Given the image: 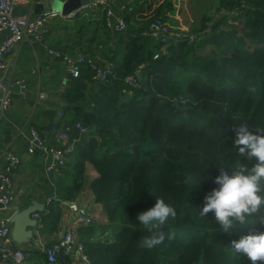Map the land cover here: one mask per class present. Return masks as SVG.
Segmentation results:
<instances>
[{
    "label": "trees",
    "instance_id": "1",
    "mask_svg": "<svg viewBox=\"0 0 264 264\" xmlns=\"http://www.w3.org/2000/svg\"><path fill=\"white\" fill-rule=\"evenodd\" d=\"M130 4L124 11L127 28L115 33V47L107 57L113 69L108 81L95 79L82 63L78 76L69 72L55 126L31 124L47 146L57 148L56 134L69 128L66 146L71 144L54 176L56 192L46 199L48 211H38L40 226L33 238L44 236L45 246L60 243L64 233L56 236L63 209L74 202L89 215L75 230L83 249L78 259L59 252L56 262H50L29 242L19 264L40 258L46 264H250L231 242L249 231H264V225L249 217L252 225L225 233L211 213L200 212L205 194L217 187L213 178L218 167L248 163L232 146L231 129L242 124L264 127V0H219L218 14L209 22L202 20L193 40L188 34L166 45L141 32L165 18L172 3L159 2L152 14H146L151 0ZM104 21L105 14L103 24L109 28ZM137 70L139 86L129 87L124 78ZM76 122L85 130L76 128ZM59 127L55 141L50 140L47 132ZM6 166H11L9 160L0 170ZM16 166H11V188ZM85 188L103 205L104 216L91 219L93 201ZM157 198L176 209V217L160 229L175 232L176 238L149 250L141 241L151 232L136 216ZM98 230L99 235L112 234L102 239Z\"/></svg>",
    "mask_w": 264,
    "mask_h": 264
},
{
    "label": "crops",
    "instance_id": "2",
    "mask_svg": "<svg viewBox=\"0 0 264 264\" xmlns=\"http://www.w3.org/2000/svg\"><path fill=\"white\" fill-rule=\"evenodd\" d=\"M45 0H16L14 11L16 14L32 15L36 3ZM136 0H114L111 2L112 9L118 13L120 5L131 6ZM103 8L94 7L88 12L89 17L79 21L68 19L49 18L44 24L48 30L46 44L54 50L64 51L70 54L88 53L102 67L108 66L111 62L107 57L110 50L115 47L117 34L106 23L103 24ZM7 33L0 30V42ZM95 36V37H94ZM100 39V42H96ZM7 65L14 70L15 76L24 80L26 86L24 96L21 94L19 86L12 87V106L0 116V168L7 160L6 151L15 150L20 157V163L13 170V184L11 189V204L4 207L0 204V218H5L10 214L24 209L32 201H38L45 205L46 199L52 197L54 182L56 177L45 172L46 166L50 163V158L39 153L29 154L26 146L29 139V126L47 125L55 126L57 119H60V107L64 105L61 99V85L68 71L65 64L52 58L47 50L40 44L23 42L11 54L6 57ZM112 65V64H111ZM46 94L45 99H40L39 94ZM46 112V115H45ZM54 112V118L49 116ZM48 116V118H47ZM46 118V120H45ZM53 130V129H52ZM61 127L47 132L50 140H54L55 134ZM58 134V133H57ZM56 134V135H57ZM8 138V140H6ZM48 141V140H47ZM55 141V140H54ZM56 145L65 147L66 140ZM49 142V141H48ZM84 194L93 201L88 188ZM91 212L96 209L98 212L100 205L89 204ZM96 212L91 214V219H95ZM63 218L60 221V229L57 239H60L66 226L72 221L67 206L63 209ZM99 215V214H98ZM47 242L44 236L38 238ZM23 246H26L24 244ZM85 257V256H84ZM86 260H80L78 264H84ZM75 263V262H74ZM29 264H46L42 258L32 261Z\"/></svg>",
    "mask_w": 264,
    "mask_h": 264
},
{
    "label": "built area",
    "instance_id": "3",
    "mask_svg": "<svg viewBox=\"0 0 264 264\" xmlns=\"http://www.w3.org/2000/svg\"><path fill=\"white\" fill-rule=\"evenodd\" d=\"M114 0H86L81 5L70 11L67 14H62L60 11H51L41 15H26L16 14L14 6L16 0H0V30L7 31L6 37L0 42V116L9 110L12 106V87L19 86L21 94L24 96L26 86L24 80L15 76L14 70L5 63V58L18 48L23 42L43 44L48 33L45 27V20L49 18H62L68 20H76L81 16H87L88 12L94 7H102L106 17L107 24L113 29L115 33H121L127 28V21L124 15L125 10H130L126 5H120L118 13L112 9L111 2ZM161 19L152 21L146 28L142 30V34L160 41L162 44L173 41L177 42L184 40L186 35L178 34L172 35L171 31L162 25ZM190 40H193V35H188ZM49 55L57 61L65 64L69 72L73 76H78L80 72V65L87 63L90 69L94 72V78L106 82L108 76L112 74V65L102 67L94 58H91L82 53L70 54L60 50H54L48 46H44ZM157 57V54L154 56ZM139 70L135 75H129L124 78V82L129 86L136 88L139 86ZM46 94H39V98H45ZM80 131L85 128L79 122L74 124ZM66 128L57 134L58 141H69V133ZM71 147L69 144L66 147H49L47 146L39 132L34 125L29 126V139L26 151L29 154L43 153L50 158V163L46 166L45 172L55 176L58 172V166L64 164L68 151ZM6 156L11 166H16L19 163V157L14 151L7 150ZM11 166H6L0 170V204L4 207H9L11 204ZM50 199H48L49 201ZM68 212L72 216V221L66 226L63 238L60 243L51 246H45L38 238L32 242L40 251L48 256L50 262H56V255L59 252L70 254L78 259L83 249V244L75 241V230L79 224L89 221V215L83 213L80 206L74 202H68ZM10 214L5 218H0V264H19L26 256L24 248L18 246L11 237V223ZM31 217L38 220L36 228L40 226V214L34 212ZM35 228V230H36Z\"/></svg>",
    "mask_w": 264,
    "mask_h": 264
},
{
    "label": "clouds",
    "instance_id": "4",
    "mask_svg": "<svg viewBox=\"0 0 264 264\" xmlns=\"http://www.w3.org/2000/svg\"><path fill=\"white\" fill-rule=\"evenodd\" d=\"M232 146L237 155L248 163L240 162L231 168L218 167L219 175L213 178L217 187L206 193L200 215L211 213L222 232L252 225L249 217L264 225V127L242 124L231 129ZM38 212V211H37ZM176 209L163 198L154 205L137 213V221L151 232L141 241L142 247L153 249L165 241H173L176 233L161 231L169 218H175ZM231 247L250 261L264 264V231L242 235L233 240Z\"/></svg>",
    "mask_w": 264,
    "mask_h": 264
},
{
    "label": "rangeland",
    "instance_id": "5",
    "mask_svg": "<svg viewBox=\"0 0 264 264\" xmlns=\"http://www.w3.org/2000/svg\"><path fill=\"white\" fill-rule=\"evenodd\" d=\"M164 0H151L152 7L146 10V14H152L153 8ZM172 3L171 9L166 13L165 18L159 17L162 21V25L167 27L172 35H193L195 30L200 27L202 24V20L206 19L209 22V19L215 18L218 14L217 9L219 8V0H169ZM242 1V0H241ZM249 1V0H244ZM243 4V3H242ZM124 5V4H122ZM222 8V7H221ZM223 10V9H222ZM192 32V33H191ZM93 201V205H95ZM100 211H93L99 215L104 216V207L100 205ZM89 214V213H88ZM87 214V215H88ZM97 217V215H95ZM102 219V218H98ZM116 232L117 230L113 229L112 232ZM98 230L96 236H100L99 238L104 239L105 236L112 234L110 231L105 234V232H101ZM86 259V257H83ZM86 263V261H85Z\"/></svg>",
    "mask_w": 264,
    "mask_h": 264
},
{
    "label": "water",
    "instance_id": "6",
    "mask_svg": "<svg viewBox=\"0 0 264 264\" xmlns=\"http://www.w3.org/2000/svg\"><path fill=\"white\" fill-rule=\"evenodd\" d=\"M84 1L86 0H45L42 3L35 4L33 13L35 15H41L56 10L65 15L78 8ZM69 76V71H67L61 85V91L65 88L66 81ZM43 210V203L32 201L31 204L26 206L24 209L16 211L11 215V237L18 246L20 245L23 247L24 244L35 240V238H33V234L36 228L37 220L32 218L31 214L36 211L41 212Z\"/></svg>",
    "mask_w": 264,
    "mask_h": 264
},
{
    "label": "bare ground",
    "instance_id": "7",
    "mask_svg": "<svg viewBox=\"0 0 264 264\" xmlns=\"http://www.w3.org/2000/svg\"><path fill=\"white\" fill-rule=\"evenodd\" d=\"M1 31H5V30H1ZM6 33H7V31H5ZM8 34V33H7ZM35 44H38V43H35ZM40 45H42L43 47L44 46H47V44H46V39H45V42L43 43V44H40ZM85 55H87V54H85ZM87 56H89V55H87ZM89 57H91V56H89ZM92 58V57H91ZM46 170V169H45ZM59 174V173H58ZM12 188H10V190H11ZM37 212V211H36ZM73 220V219H72ZM37 222H38V220H37ZM40 244H43V243H40Z\"/></svg>",
    "mask_w": 264,
    "mask_h": 264
}]
</instances>
